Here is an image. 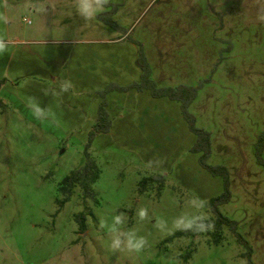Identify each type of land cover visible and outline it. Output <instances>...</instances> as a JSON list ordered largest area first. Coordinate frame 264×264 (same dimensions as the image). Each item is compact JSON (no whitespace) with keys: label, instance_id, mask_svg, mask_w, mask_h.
Returning <instances> with one entry per match:
<instances>
[{"label":"rangeland","instance_id":"obj_1","mask_svg":"<svg viewBox=\"0 0 264 264\" xmlns=\"http://www.w3.org/2000/svg\"><path fill=\"white\" fill-rule=\"evenodd\" d=\"M9 0L11 40L0 55V264H249L247 249L228 227L217 244L214 228L176 238L172 221L194 214V195L210 201L224 190L191 153L196 136L178 103L138 92L108 95L113 127L89 147L98 93L110 85L139 82V46L161 88L194 87L190 111L212 134L209 164L230 171L233 201L221 207L239 223L264 264V167L256 145L264 132V0H110L98 19L85 22L73 0ZM63 80L73 88L57 96ZM55 113L37 119L28 98ZM115 124V125H114ZM100 170L94 199L80 188L72 198L61 184L82 169L88 155ZM162 160L149 166V161ZM86 202V203H85ZM147 208L149 218L136 211ZM87 213L88 230L76 217ZM125 214L122 230L148 240L140 252L109 249L101 219ZM167 221L168 230L155 227Z\"/></svg>","mask_w":264,"mask_h":264},{"label":"trees","instance_id":"obj_2","mask_svg":"<svg viewBox=\"0 0 264 264\" xmlns=\"http://www.w3.org/2000/svg\"><path fill=\"white\" fill-rule=\"evenodd\" d=\"M107 16V14H100L98 16V19L114 29L121 30L116 22L111 19H106ZM137 66L141 70V78L139 82L132 83L126 87L112 84L108 86L104 91L98 93V96L101 99V103L98 109L96 123L94 124L93 129L89 134V147H91L97 136L109 134L112 130L113 120L109 113V103L107 100L108 95L112 92H149L150 95L155 99L166 98L172 102L178 103L181 107L182 116L187 122L190 131L196 136V142L191 149V153L200 156L199 163L203 169L208 171L212 176L220 177L223 179V193L220 196L211 199L210 201V208L215 216L214 219H210V222L214 223V240L217 244L222 243V241L224 240L223 229L225 227H228L230 231L235 234L237 240L246 247V257L249 264H254V249L252 245L239 233V223L224 216L221 212L222 206L228 205L233 201L230 171L225 166H212L209 164L213 148L212 134L211 132L205 129H201L197 126V119L190 111L191 106L197 99L198 88L186 86L161 88L157 86V84L151 78L152 70L141 45L139 46ZM87 156L88 162L86 163V165L82 169L71 173L61 184V191L67 197L62 205H64L65 202H68L72 198L77 188L81 189L84 200L95 198V193L93 192L92 187L98 181L101 172L95 162L90 158L89 154ZM256 156L260 164L264 167V132L261 134L256 145ZM76 220L79 225V233H86L88 230L87 213H80L79 215H77ZM197 235H199V233H193L191 231H181L174 237L170 238L169 242H172L176 238H184Z\"/></svg>","mask_w":264,"mask_h":264},{"label":"clouds","instance_id":"obj_3","mask_svg":"<svg viewBox=\"0 0 264 264\" xmlns=\"http://www.w3.org/2000/svg\"><path fill=\"white\" fill-rule=\"evenodd\" d=\"M110 4V0H73V6L79 17L85 22L91 21L97 17L98 14L102 13L106 6ZM12 5H10L9 0H0V28L9 25L11 23L10 12L12 10ZM31 8L36 13L47 14L48 8L39 0L31 5ZM259 19L264 22V14H261ZM11 40L0 31V55L7 52ZM73 84L70 80H63L59 85V92L53 90H45V94H50L53 96L60 95L62 93H67L73 88ZM28 107L32 110L33 115L37 119L51 117L55 119V113L51 110L42 108L36 101L34 97L28 98ZM149 166L153 164H161L162 160L156 159L154 161H149ZM191 206L196 209L194 214H182L177 216L172 221V228L177 231H191L193 233H204L211 231L214 228V223L210 222V217L204 214L203 210L207 208L208 201L203 199L198 195H194L190 200ZM136 216L138 220L144 221L149 218L147 208H139L136 211ZM125 214L118 213L111 217V221L107 219H101L99 227L101 229H106L109 237V249L113 253H118L121 251L142 252L148 245V240L144 236H140L134 230H122V225L125 222ZM160 231L168 230L167 221L163 219L157 220L155 225Z\"/></svg>","mask_w":264,"mask_h":264},{"label":"crops","instance_id":"obj_4","mask_svg":"<svg viewBox=\"0 0 264 264\" xmlns=\"http://www.w3.org/2000/svg\"><path fill=\"white\" fill-rule=\"evenodd\" d=\"M149 92H143V93H139L138 95H145V94H148ZM150 94V93H149ZM145 96H147V97H149V95H145ZM114 123V122H113ZM115 125V124H114Z\"/></svg>","mask_w":264,"mask_h":264}]
</instances>
